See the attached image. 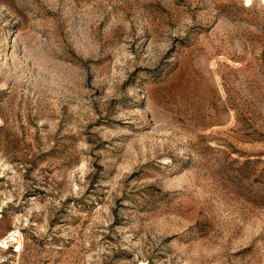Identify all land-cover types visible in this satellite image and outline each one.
Masks as SVG:
<instances>
[{"label": "rangeland", "instance_id": "1", "mask_svg": "<svg viewBox=\"0 0 264 264\" xmlns=\"http://www.w3.org/2000/svg\"><path fill=\"white\" fill-rule=\"evenodd\" d=\"M0 264H264V0H0Z\"/></svg>", "mask_w": 264, "mask_h": 264}]
</instances>
